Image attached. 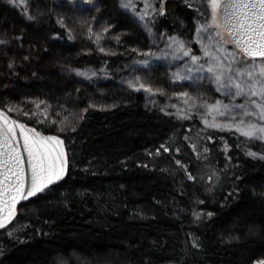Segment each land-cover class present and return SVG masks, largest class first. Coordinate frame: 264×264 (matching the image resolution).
Wrapping results in <instances>:
<instances>
[{
	"label": "trees",
	"instance_id": "1",
	"mask_svg": "<svg viewBox=\"0 0 264 264\" xmlns=\"http://www.w3.org/2000/svg\"><path fill=\"white\" fill-rule=\"evenodd\" d=\"M159 1L154 28L193 47L198 0ZM30 16L0 2V108L59 136L68 164L0 228V264H264V159L247 155L235 131L149 110L140 94H83L59 71L114 78L133 60L142 32L118 1L81 14L34 0ZM57 21L72 44L52 38ZM148 82L171 98L180 91L158 65ZM21 91L40 103L14 101Z\"/></svg>",
	"mask_w": 264,
	"mask_h": 264
},
{
	"label": "rangeland",
	"instance_id": "2",
	"mask_svg": "<svg viewBox=\"0 0 264 264\" xmlns=\"http://www.w3.org/2000/svg\"><path fill=\"white\" fill-rule=\"evenodd\" d=\"M33 1L0 0L6 7L14 10L27 24L34 23L30 16V5ZM117 1L142 32L141 47L133 55V60L114 78L103 77L91 67L60 66L59 71L71 76L72 80L80 86H85L83 94L93 92L103 95L123 92L131 97L140 94L144 99V106L149 110L174 116L191 117L204 128L235 131L241 149L247 155L250 152L256 153L257 155L249 156L263 160L264 139L259 135L247 137L238 129L249 123L264 124L259 109L251 103L252 100L264 103V100L247 94L234 95L235 89L230 87L231 81L228 77H237V69L246 68L243 61L247 58L237 55L239 50L233 45L226 31L221 29L220 37L214 35V27L210 24L211 8L208 0H198L197 3L200 10L193 16V47L191 45L189 47L182 38L176 35L163 34L154 28L150 15L155 11L156 13L160 11V6H157L159 0ZM53 2L58 6L70 8L74 13L82 14L84 11L88 12L95 8L97 0H53ZM57 22L62 34L53 33L52 38L65 40L72 44L74 42L72 31L61 21ZM217 42L223 43V48L227 51H221L220 44ZM96 47L98 51L101 50L99 43ZM206 51L211 55H205ZM193 57H198V59H193ZM217 57L219 60L216 59ZM220 61H223V64ZM255 63L259 64L260 59L257 58ZM157 65L166 71L168 87L180 89L178 94L172 98L167 96L163 89L152 87L148 82L149 71ZM209 68L213 71L210 72ZM220 74L223 75L218 83L217 76ZM208 89L213 91L214 96L206 95ZM13 99L17 102L27 101L33 104H39L41 101L38 95L22 91L18 92L16 99ZM240 105L244 107L241 108ZM254 112L257 114L252 115ZM241 121L244 122L243 125ZM204 169H207V166H204ZM193 242L197 243L195 238Z\"/></svg>",
	"mask_w": 264,
	"mask_h": 264
},
{
	"label": "snow or ice",
	"instance_id": "3",
	"mask_svg": "<svg viewBox=\"0 0 264 264\" xmlns=\"http://www.w3.org/2000/svg\"><path fill=\"white\" fill-rule=\"evenodd\" d=\"M208 4L214 35L220 37V30L226 31L231 42L239 49L237 55L247 58L243 61L246 68L237 69V77H228L230 87L235 89L234 95L247 94L264 100V0H208ZM201 27L205 28L204 25ZM217 43L220 44L221 51H227L223 48V43L227 41ZM205 55L210 56L211 53L206 51ZM257 58L260 59L259 64L255 63ZM216 59L219 60V57ZM220 63L223 64V61ZM209 71L213 69L209 68ZM229 71L231 72V68ZM222 75L217 76L218 83ZM244 77L248 79H243ZM251 103L255 104L264 119V103L256 100ZM240 107L243 108L244 105ZM240 123L244 124L243 121ZM18 130L23 134V148L27 150V158L31 162L30 177L25 171L24 155L18 146L21 143L17 138ZM238 130L247 137L259 135L264 139V124L249 123ZM249 155L257 154L250 152ZM67 164L64 141L59 136L41 135L36 129L13 120L0 110V228L12 221L20 200L37 196L55 181L61 180L67 172Z\"/></svg>",
	"mask_w": 264,
	"mask_h": 264
},
{
	"label": "water",
	"instance_id": "4",
	"mask_svg": "<svg viewBox=\"0 0 264 264\" xmlns=\"http://www.w3.org/2000/svg\"><path fill=\"white\" fill-rule=\"evenodd\" d=\"M228 35H229V34H228ZM229 37H230V36H229ZM230 39H231V37H230ZM233 45H234V44H233ZM234 46H235V45H234ZM235 47H236V46H235ZM238 50H239V49H238ZM0 110H3L4 112H6L7 115H8L9 117H11L13 120L19 121L20 123H23V124L27 125V126L30 127V128H34V129H36V131L39 132V133H41V135H44V136H56V135H53V134H47V133H44V132H42L41 130H39L38 128L32 126V125H29V124H27V123L21 122L20 120H18V119L15 118L14 116H12L8 111H6V110L3 109V108H0ZM17 138L21 141V143H20L18 146L20 147V149H21V151H22V153H23V155H24V168H25V171H26L27 175L30 177V176H31V162H30V161L28 160V158H27V150L23 148V143H22V141H23V134L20 133L19 130L17 131ZM55 182H57V181H55ZM55 182H54V183H55ZM48 187H49V186H48ZM26 191H27V188H26ZM39 194H40V193H39ZM37 195H38V194H37ZM33 197H35V196H33ZM33 197H28L27 199L20 200V201L17 203L16 207H17L19 204H21V203H23V202H26V201H28L29 199L33 198Z\"/></svg>",
	"mask_w": 264,
	"mask_h": 264
}]
</instances>
